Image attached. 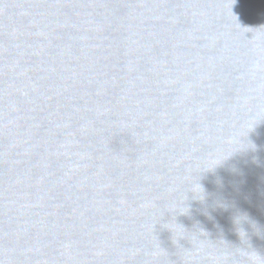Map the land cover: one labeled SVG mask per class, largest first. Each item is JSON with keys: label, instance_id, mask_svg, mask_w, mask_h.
Wrapping results in <instances>:
<instances>
[{"label": "water", "instance_id": "1", "mask_svg": "<svg viewBox=\"0 0 264 264\" xmlns=\"http://www.w3.org/2000/svg\"><path fill=\"white\" fill-rule=\"evenodd\" d=\"M0 264H264V0H0Z\"/></svg>", "mask_w": 264, "mask_h": 264}]
</instances>
